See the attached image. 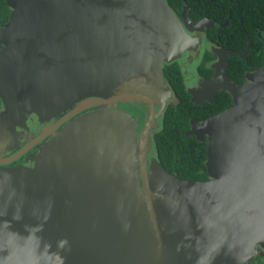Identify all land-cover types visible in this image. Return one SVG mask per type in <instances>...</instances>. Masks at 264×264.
Listing matches in <instances>:
<instances>
[{
    "label": "water",
    "instance_id": "1",
    "mask_svg": "<svg viewBox=\"0 0 264 264\" xmlns=\"http://www.w3.org/2000/svg\"><path fill=\"white\" fill-rule=\"evenodd\" d=\"M0 27L3 117L22 109L48 121L118 101H141L138 120L107 107L69 122L33 166L0 168V264H257L264 257V64L238 85L213 49L215 76L200 84L232 104L186 136L206 137L208 179H181L152 158L150 131L173 96L164 64L198 52L167 0H6ZM264 32V29H263ZM259 36H261L259 34ZM264 56V36H263ZM21 101V106L17 101ZM154 106L158 107V113ZM21 113V111H20ZM48 133L38 138L47 136Z\"/></svg>",
    "mask_w": 264,
    "mask_h": 264
},
{
    "label": "trees",
    "instance_id": "2",
    "mask_svg": "<svg viewBox=\"0 0 264 264\" xmlns=\"http://www.w3.org/2000/svg\"><path fill=\"white\" fill-rule=\"evenodd\" d=\"M167 3L177 13L182 6L189 7L192 19L214 21L209 38L215 46L240 52L249 45L243 59H228L227 72L233 81H243L245 71H254L264 64V0H167ZM164 74H168L165 77L171 82L178 102L174 107L168 105L164 109L161 126L153 138L157 161L167 172L181 179L206 181V140L200 143L185 133L190 128L191 119L200 121V115L206 119L222 112L231 103V97L228 93H220L216 100L203 103L200 109L190 101L182 78L180 83L177 80L179 70L176 66L164 67ZM198 110L201 111L199 116L196 114ZM257 264H264V257L257 260Z\"/></svg>",
    "mask_w": 264,
    "mask_h": 264
},
{
    "label": "flooded vegetation",
    "instance_id": "3",
    "mask_svg": "<svg viewBox=\"0 0 264 264\" xmlns=\"http://www.w3.org/2000/svg\"><path fill=\"white\" fill-rule=\"evenodd\" d=\"M185 8L188 9L187 17L191 22H198L202 19H206V18L192 19L189 15L190 8L187 6H182L179 13H177L173 9L175 15L178 17L181 23H183L182 14L184 13ZM10 14H11V9L8 7L6 0H0V27H3L5 25V23L9 19ZM224 26L225 24L222 25V27ZM213 27H202L201 31H194L192 33H189L192 37L200 38L198 52L196 53L195 52H185L180 59H177L168 64H164V66L162 67V73L164 76V80L171 91L173 99L168 100L166 102L161 112V115L159 117H156L155 122L157 124V128H153L149 133L150 140H151V150L149 151L147 155V160H148L147 169H149V164L152 158H156L157 160V154L155 150L153 149V146H154L153 138L161 126L160 119L163 116V111L168 105L174 107L178 102V98L175 96L176 94L173 92V86L171 85V82L167 81L165 77L168 74H164V67L168 65H174L178 68L179 75L177 76V80L180 83L181 78H182L186 93L190 96V101L192 99L196 100L197 96L201 98V95H204V96L208 95L210 92V89L206 88L204 90L200 87V84L207 80L212 79L216 74L215 65H216V62H218V58L213 54L212 50L213 49L228 50L221 46L220 47L215 46L210 40L209 30L212 29ZM244 51H246V49ZM244 51H240V52H244ZM244 55L241 57L242 59L244 58ZM229 58H226L225 60L226 75H227L228 80L238 85L245 83L246 82L245 76L247 73H250V71H245L243 75V79H242L243 81L241 82L233 81L229 77L228 72H227ZM190 89L193 92L201 90V92L203 93L201 95L196 94V93L191 95L188 92ZM223 92L224 91L217 90L212 96L211 100L201 99L199 100L198 103H193L192 101L191 102L201 109L202 108L201 105H203V103L208 104V103L213 102L214 100L217 99L218 95ZM86 101H93V99H85L81 102L75 103L71 106V108L67 109L66 111H62L60 114L56 115L55 117L50 118L48 121L46 120L40 121L38 117H36L34 114L24 113L22 109L20 110L21 113L19 111L18 112L19 114L16 113L15 115H12L11 118L3 117V114L5 113V107L0 100V168L10 169V168L18 167V166H24V167L33 166L34 156L39 153V149L42 148L44 144H46L52 137H54L59 132L60 129H62L65 125H67L73 119L89 111L107 107L113 110H122L124 112L131 114L134 119L138 120V131H137L138 137L144 127L145 122L148 120L149 115H150L149 108L145 103L141 101L138 102L134 100H129V101H118L114 104L111 103L105 106L100 105V106L93 107L91 109H84L74 114L72 117L70 116L68 120L61 122L64 118H66V116L69 113H71L73 110L80 107L82 104L86 103ZM136 103L140 104L141 108L131 109L130 108L131 104H136ZM17 104L21 106V101L18 100ZM231 104H232V100L229 105L225 106V108L230 106ZM154 110L156 113H158L157 106H154ZM196 114L199 116L201 114V111L198 110ZM200 118H201L200 121H198L196 118L191 119L190 124L192 121H195L196 123H200L203 120H205V118H203L202 115H200ZM190 129H191V125H190L189 130ZM46 133H48L47 136L38 140V138L45 135ZM205 140H206V137L203 141H200V140H197V141L200 143H203Z\"/></svg>",
    "mask_w": 264,
    "mask_h": 264
},
{
    "label": "rangeland",
    "instance_id": "4",
    "mask_svg": "<svg viewBox=\"0 0 264 264\" xmlns=\"http://www.w3.org/2000/svg\"><path fill=\"white\" fill-rule=\"evenodd\" d=\"M130 108L131 109H140L141 106H140V104L136 103V104H131V107Z\"/></svg>",
    "mask_w": 264,
    "mask_h": 264
}]
</instances>
